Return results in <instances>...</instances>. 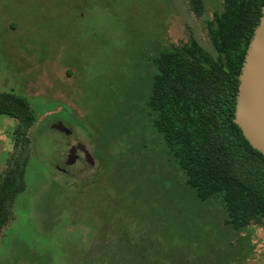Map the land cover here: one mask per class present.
<instances>
[{"label": "rangeland", "instance_id": "obj_1", "mask_svg": "<svg viewBox=\"0 0 264 264\" xmlns=\"http://www.w3.org/2000/svg\"><path fill=\"white\" fill-rule=\"evenodd\" d=\"M204 2L197 16L189 0H0V94L37 114L0 264H264V224L235 233L218 202L196 204L141 118L156 45L194 38L214 54L207 24L223 0ZM61 115L70 138L53 128ZM18 122L0 114V180ZM74 141L101 160L64 177Z\"/></svg>", "mask_w": 264, "mask_h": 264}, {"label": "trees", "instance_id": "obj_2", "mask_svg": "<svg viewBox=\"0 0 264 264\" xmlns=\"http://www.w3.org/2000/svg\"><path fill=\"white\" fill-rule=\"evenodd\" d=\"M189 3L197 16L203 15L204 0ZM263 7L264 0H223L222 12L207 24L214 54L194 38L168 48L156 45L154 50H160L147 61L151 77L141 109L185 190L198 205L218 202L224 223L235 233L264 224V155L234 122L239 76ZM0 114L19 121L16 150L0 180L1 235L25 191L27 133L37 114L28 98L10 92L0 94ZM158 260L169 264L168 258ZM139 262L146 264L144 258Z\"/></svg>", "mask_w": 264, "mask_h": 264}, {"label": "water", "instance_id": "obj_3", "mask_svg": "<svg viewBox=\"0 0 264 264\" xmlns=\"http://www.w3.org/2000/svg\"><path fill=\"white\" fill-rule=\"evenodd\" d=\"M234 122L250 145L264 155V7L239 76ZM53 128L70 133L62 122L55 123ZM78 147L84 152L86 161L92 163L85 146L79 144Z\"/></svg>", "mask_w": 264, "mask_h": 264}, {"label": "flooded vegetation", "instance_id": "obj_4", "mask_svg": "<svg viewBox=\"0 0 264 264\" xmlns=\"http://www.w3.org/2000/svg\"><path fill=\"white\" fill-rule=\"evenodd\" d=\"M59 122L64 123V125L68 127L66 117H63L62 115L59 117H56L55 123H59ZM66 136H67V138H70L71 136H73V132H71V130H70V133H68V135L66 134ZM79 144H82V143H80L78 141H74V143L69 144L66 156H61L57 165L55 166L56 172L63 175L64 177L71 176L70 175L71 171H72L71 169L74 168L77 164H79V165L84 164V166H86V167H94L95 164L101 160V158H98L96 155H94L92 153V150L89 149L85 145V148L89 151V153L92 156V163H88L85 159L84 152L78 147ZM71 155H72V158L70 157Z\"/></svg>", "mask_w": 264, "mask_h": 264}]
</instances>
